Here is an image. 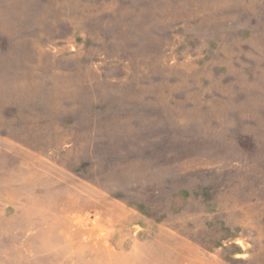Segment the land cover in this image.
<instances>
[{"label":"rangeland","instance_id":"rangeland-1","mask_svg":"<svg viewBox=\"0 0 264 264\" xmlns=\"http://www.w3.org/2000/svg\"><path fill=\"white\" fill-rule=\"evenodd\" d=\"M0 264H264V0H0Z\"/></svg>","mask_w":264,"mask_h":264}]
</instances>
